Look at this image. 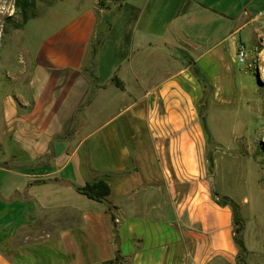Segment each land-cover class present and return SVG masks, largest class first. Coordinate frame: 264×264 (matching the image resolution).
Instances as JSON below:
<instances>
[{
	"label": "crops",
	"instance_id": "0c3cea01",
	"mask_svg": "<svg viewBox=\"0 0 264 264\" xmlns=\"http://www.w3.org/2000/svg\"><path fill=\"white\" fill-rule=\"evenodd\" d=\"M256 1L120 0L109 12L68 0L28 21V76L0 100V172L22 181L0 192V264H106L116 253L118 264H235L232 210L207 181L208 90L194 68L225 104L232 56L261 40L241 36L264 20L248 11ZM232 9L244 21L234 30ZM99 181L104 202L80 194Z\"/></svg>",
	"mask_w": 264,
	"mask_h": 264
},
{
	"label": "rangeland",
	"instance_id": "374dc122",
	"mask_svg": "<svg viewBox=\"0 0 264 264\" xmlns=\"http://www.w3.org/2000/svg\"><path fill=\"white\" fill-rule=\"evenodd\" d=\"M14 1L0 0V100L6 96H14L17 91L23 89L30 66L26 50L28 38L25 37L28 34L25 29H29L32 23L27 24V22L19 29L14 28L21 22ZM67 1L37 0L34 7L27 12L29 20L45 14L49 9H63ZM119 1L98 0V3L111 12ZM242 5L241 2H237L235 6L241 8ZM124 11L128 14V9L125 8ZM217 11L223 12L218 9ZM248 11L252 15L263 12L264 0L254 2ZM230 12L233 14V23L230 27L234 30L235 24H242L244 21L237 16L239 10L232 9ZM171 28L174 29V26ZM205 28L203 25H198L196 32L206 36L209 28ZM255 30H261V40L254 43L250 39L245 42L243 46L246 51L245 62L240 63L236 56H232L231 72L228 75L231 87L224 93L225 104L214 102L213 99L212 102L211 90L207 88V97L201 99V104L206 102L201 113L209 117V158L213 157L215 152H221L216 154L213 169L208 176H216L215 186L218 194H226L223 193L224 188L237 206L236 212L243 224L245 263L264 264V20L250 24L241 36L245 34L248 38H253ZM225 34L227 33L217 31L215 39ZM238 37L239 35L236 34L230 40ZM201 44L204 45L202 42ZM211 44L206 42L205 45ZM107 47H110V44ZM102 55L104 60L106 54L103 52ZM90 59L89 56L87 67L95 73L94 59L91 60L93 67L89 66ZM112 62L116 60L111 58L107 60L110 66ZM105 68H102L103 77L106 70L107 73L110 72V67ZM21 185L22 181L19 177H11L0 172L2 196L11 194L12 190L9 189L13 186ZM238 260L236 258L235 264H239Z\"/></svg>",
	"mask_w": 264,
	"mask_h": 264
},
{
	"label": "trees",
	"instance_id": "16d2710c",
	"mask_svg": "<svg viewBox=\"0 0 264 264\" xmlns=\"http://www.w3.org/2000/svg\"><path fill=\"white\" fill-rule=\"evenodd\" d=\"M37 0H15L14 1V7L16 10L19 12L20 17H21V22L18 25H15V29H19L20 27L24 26L28 20L29 17L27 15V12L29 9L34 7L35 2ZM96 53V45L91 46V55L94 56ZM92 65V64H91ZM92 67V66H91ZM87 77L89 80L94 84L97 81L96 76L94 75L93 71L90 70V68L85 70ZM194 74L199 78L201 84L205 88H210L209 83L199 74V70L195 67L194 68ZM209 164L212 167L213 166V161L212 157L209 158ZM79 192L81 195L84 197L97 201V202H104L106 198L110 195V187L109 185L104 182V181H99L97 183L91 184V185H86L82 188L79 189ZM217 203L221 206H228L232 210L233 214V225H234V243L238 249V261L239 264H247L245 263V255H246V249L244 246L243 238H242V232H243V224L242 221L239 217V215L236 212L237 206L235 202H233L229 197H221L219 198L218 195ZM107 212L109 213L111 217V222L113 226V235H114V240L115 242H118V235H117V229H116V219L112 215L110 208H107ZM121 260V257L119 256L118 253H116L115 257L113 260L107 262L106 264H118V262Z\"/></svg>",
	"mask_w": 264,
	"mask_h": 264
},
{
	"label": "built area",
	"instance_id": "2783aa9c",
	"mask_svg": "<svg viewBox=\"0 0 264 264\" xmlns=\"http://www.w3.org/2000/svg\"><path fill=\"white\" fill-rule=\"evenodd\" d=\"M236 56H237V59L239 60L240 63L245 62L246 51H245V48L243 46L239 47V49L237 50Z\"/></svg>",
	"mask_w": 264,
	"mask_h": 264
},
{
	"label": "water",
	"instance_id": "95a60500",
	"mask_svg": "<svg viewBox=\"0 0 264 264\" xmlns=\"http://www.w3.org/2000/svg\"><path fill=\"white\" fill-rule=\"evenodd\" d=\"M207 181H208V183H209V185H210V187H211V191H212V193H213L214 195H218V193H217V189H216V186H215V178H214V176H213V175L208 176V177H207Z\"/></svg>",
	"mask_w": 264,
	"mask_h": 264
}]
</instances>
